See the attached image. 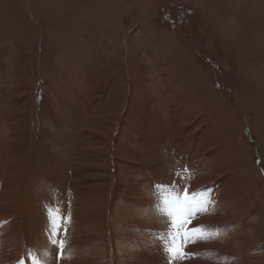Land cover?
Returning <instances> with one entry per match:
<instances>
[{
  "label": "rangeland",
  "instance_id": "obj_1",
  "mask_svg": "<svg viewBox=\"0 0 264 264\" xmlns=\"http://www.w3.org/2000/svg\"><path fill=\"white\" fill-rule=\"evenodd\" d=\"M0 213V264H264V0H0Z\"/></svg>",
  "mask_w": 264,
  "mask_h": 264
},
{
  "label": "snow or ice",
  "instance_id": "obj_2",
  "mask_svg": "<svg viewBox=\"0 0 264 264\" xmlns=\"http://www.w3.org/2000/svg\"><path fill=\"white\" fill-rule=\"evenodd\" d=\"M183 206L184 205L179 200H176L174 202V207L175 208L182 209ZM168 214L170 216L174 215L175 214L174 209L170 208ZM61 221H63V217H61ZM173 224L176 227L183 228L184 224H185V221H183V220H174ZM60 231H62V229L59 226L53 225V230H52L51 236H50V241L53 244V246L59 249L58 258L63 256V250H64V241L59 240ZM188 231L189 232H192V231L199 232L200 230L199 229H188ZM188 238H190V237H188ZM170 251H174L176 256L185 255V253H183L182 250H180V249H175V250L170 249ZM20 264H24V262L21 261ZM33 264H40V261L33 260Z\"/></svg>",
  "mask_w": 264,
  "mask_h": 264
},
{
  "label": "bare ground",
  "instance_id": "obj_3",
  "mask_svg": "<svg viewBox=\"0 0 264 264\" xmlns=\"http://www.w3.org/2000/svg\"><path fill=\"white\" fill-rule=\"evenodd\" d=\"M224 187V186H223ZM215 190H216V192H221L222 191V188L221 187H218V188H215ZM215 192V191H214ZM191 195V194H190ZM194 195V194H193ZM31 209V208H30ZM35 209V208H34ZM33 209V210H34ZM32 210V209H31ZM36 210V209H35ZM19 212V211H18ZM27 213V215L31 218V220H32V223H31V227L30 226H28L27 227V231H28V234H30V235H32V236H34V237H37V236H39L38 235V232H36V230H35V223H36V220L38 219V215H33V213H32V211H26ZM36 214V213H35ZM0 218H2V216H1V213H0ZM28 219V218H27ZM29 222H30V220H29ZM36 225H37V223H36ZM26 231V230H25ZM40 234V233H39ZM32 238V237H31ZM31 244H33V242L31 241L30 243H29V246H31ZM35 244V243H34ZM168 244V243H167ZM28 246V245H27ZM29 246H28V248H29ZM165 246H166V244H165ZM170 246V245H169ZM71 247V246H70ZM73 248L75 249V251H76V246H73ZM75 251L74 250H72L71 252L72 253H75ZM176 257V256H175ZM176 261H177V259H176ZM26 262V261H25ZM184 264H191V260H189L188 259V262H184Z\"/></svg>",
  "mask_w": 264,
  "mask_h": 264
}]
</instances>
